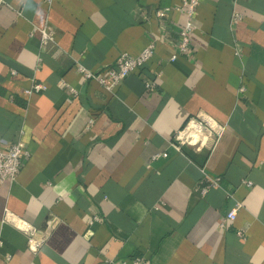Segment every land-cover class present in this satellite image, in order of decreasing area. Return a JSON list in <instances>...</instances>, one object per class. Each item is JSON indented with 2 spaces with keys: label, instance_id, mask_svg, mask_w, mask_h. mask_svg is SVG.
Returning a JSON list of instances; mask_svg holds the SVG:
<instances>
[{
  "label": "crops",
  "instance_id": "0c3cea01",
  "mask_svg": "<svg viewBox=\"0 0 264 264\" xmlns=\"http://www.w3.org/2000/svg\"><path fill=\"white\" fill-rule=\"evenodd\" d=\"M182 1L0 0V145L31 153L0 185V264H264V0H199L170 61ZM151 44L112 90L77 70ZM197 118L224 129L176 148Z\"/></svg>",
  "mask_w": 264,
  "mask_h": 264
},
{
  "label": "built area",
  "instance_id": "2783aa9c",
  "mask_svg": "<svg viewBox=\"0 0 264 264\" xmlns=\"http://www.w3.org/2000/svg\"><path fill=\"white\" fill-rule=\"evenodd\" d=\"M48 4L52 0H45ZM199 0H183L180 5H178L175 10L185 17V23L182 29L180 30L178 37V44L176 47V52L171 56L170 61H175L179 55H186L189 52L191 47V34L194 30V17L196 10L198 8ZM170 8H161L156 11V17L158 19H163L166 17ZM42 42L48 40H53V32L44 27L40 30ZM155 46L153 44L148 45L137 55H130L128 53L121 54L117 59L116 65L112 68L105 70L103 75H97L95 72L87 70L83 66L79 65L77 70L82 74L86 80H97L101 86L108 90H112L115 86L119 85L123 80H125L133 71L143 68L154 56ZM146 89L150 92L155 90V85L153 83H146ZM36 90H39L36 87ZM241 91H244V88H241ZM193 128L195 131L190 132V128ZM223 127L213 125V122L210 119L206 121H199L197 119L190 120L188 126L177 132L174 136V146L176 148H181L185 145H193L197 147L199 143L206 137H203L204 133L208 131L209 135H220L223 131ZM205 131V132H204ZM206 140V139H205ZM206 141L204 142V144ZM30 151L24 146L23 143L18 142L11 144L10 146L0 145V185H3L7 182H14L19 173L21 172L24 163L30 157ZM163 157H167V154H163ZM159 156H155L158 158ZM219 184V179L213 181L212 186L215 187ZM247 185H251V182H247ZM206 189L202 190V193L205 194ZM237 214V209L231 210L226 219L220 224L221 227H224L227 222H232L235 220ZM9 214L5 216V222L8 221ZM96 219V218H95ZM13 225L16 228L24 231L29 235L28 245L31 251H35L39 246L40 242L37 239H34L33 228L32 226L22 220L13 219ZM239 236H242L239 233ZM132 264H140L139 261H134Z\"/></svg>",
  "mask_w": 264,
  "mask_h": 264
},
{
  "label": "bare ground",
  "instance_id": "6f19581e",
  "mask_svg": "<svg viewBox=\"0 0 264 264\" xmlns=\"http://www.w3.org/2000/svg\"><path fill=\"white\" fill-rule=\"evenodd\" d=\"M194 131H195V130L191 127V128H190V132H194Z\"/></svg>",
  "mask_w": 264,
  "mask_h": 264
}]
</instances>
